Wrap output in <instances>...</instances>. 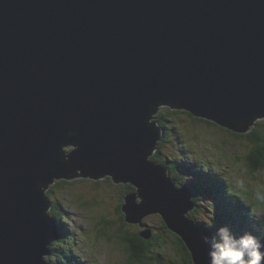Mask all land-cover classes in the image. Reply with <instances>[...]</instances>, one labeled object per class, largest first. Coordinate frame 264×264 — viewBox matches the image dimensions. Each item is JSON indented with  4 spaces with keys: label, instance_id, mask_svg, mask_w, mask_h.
<instances>
[{
    "label": "water",
    "instance_id": "95a60500",
    "mask_svg": "<svg viewBox=\"0 0 264 264\" xmlns=\"http://www.w3.org/2000/svg\"><path fill=\"white\" fill-rule=\"evenodd\" d=\"M161 105L236 133L264 117V0H0V264H52L45 192L74 177L131 185L124 221L159 214L208 264L192 189L149 158Z\"/></svg>",
    "mask_w": 264,
    "mask_h": 264
},
{
    "label": "rangeland",
    "instance_id": "374dc122",
    "mask_svg": "<svg viewBox=\"0 0 264 264\" xmlns=\"http://www.w3.org/2000/svg\"><path fill=\"white\" fill-rule=\"evenodd\" d=\"M177 110L171 113L168 106L161 105L152 118L162 116L163 126L168 133L160 142L158 158L172 162L174 174L180 177L178 185L190 182V178L197 179L193 190L196 195H201L194 198L196 208L188 211L187 215L214 225L219 209L213 205L208 193L212 188L206 186V182H213L224 193L232 195L233 192L234 198L238 197L243 204L240 210L246 211L250 223H254V217L260 225H264V170L253 168L246 158L253 144L220 126L194 120L185 110ZM254 128L264 134V117L256 118L248 132ZM71 148L69 146L65 150ZM128 186L127 183H114L108 177L98 180L74 177L68 180L57 179L51 183L45 193L54 212L66 218L65 224L59 222V228L65 227L68 232L55 243L54 252L46 256V260L58 262L64 256L73 254L69 257V260H76L72 261L73 264H179L184 253L177 246L179 244L174 237L177 234L164 228V220L158 214L143 218L152 232H160L164 237L163 241L150 247V263L130 259L126 248L132 236L127 234L125 241L119 236L122 232L141 236L142 228L138 223L123 220L121 206ZM218 207L221 210L220 204ZM233 233L239 235L238 232ZM263 233L255 231L254 235L262 236Z\"/></svg>",
    "mask_w": 264,
    "mask_h": 264
},
{
    "label": "trees",
    "instance_id": "16d2710c",
    "mask_svg": "<svg viewBox=\"0 0 264 264\" xmlns=\"http://www.w3.org/2000/svg\"><path fill=\"white\" fill-rule=\"evenodd\" d=\"M169 109H171V108L169 107ZM170 112L172 113L173 111L170 110ZM158 117L159 116L153 117V119H152L153 122L157 121ZM202 121H205V120H202ZM206 122H208V121H206ZM229 132H231L232 134H235L236 136L245 138V139H247L248 142L253 144L252 148L249 150L248 154L246 155V158L251 162V165L253 166V168H259L261 170H264V134L262 133V131H260L257 128H254L251 130V132H247V133H236V132H233L230 130H229ZM159 147H160V144H159ZM150 159L154 162L165 164L169 169L170 178L173 180H176V185L179 186L177 183L178 182L177 180H179V179H177V177L173 175L174 170L172 169V167L169 164H167L166 161L160 160L158 158V151H155L153 156ZM179 166L181 167L182 165L180 164ZM207 185L212 188L211 190H213L211 193H210L211 190H208L209 191L208 193L211 195L210 197H212L211 198L213 201L212 203L214 206H216L219 209L216 213V216H215V222L216 223L214 222V225H210L206 221L197 220L192 215H189V217L192 218L194 221L201 223L202 225H205L208 229L212 230L213 234H215L217 227H219L221 225H227L234 232H244L243 230L245 229V231H249V232L254 234V231H253L254 228H256L257 225H260V223L254 217H253L254 223L253 222L250 223V221L247 220L246 211L240 210V208H242V203L240 202L238 197L234 198L235 194H233V192H231L232 195H228L227 193H224L213 182H209V183L206 182V186ZM213 185H215V186H213ZM181 186H183V184ZM132 190H134V188L129 185L126 192L132 191ZM193 192H194V190H193ZM199 195H201V194L196 195V192H194L195 198H197ZM218 204H220L222 206L221 210L218 207ZM53 209H54V207L52 206L51 209L49 210V215H51L55 218L58 227H59V222L61 224H65L64 222H66V218H64L61 214L54 212ZM164 228L167 230L166 227H164ZM59 230H60L61 235H64L66 232H68V230L66 231L65 227L62 229L59 228ZM168 232H170V231H168ZM127 234L129 236H132V240L128 242L126 250H128V252L130 254V259H132V261L135 260L139 263H143L144 261L149 262L150 258H148V252L151 251L150 247H153L159 241L164 240L163 239L164 237L160 232H152V237H150L149 239H145V238L139 236V234L135 235L134 233H123L122 232L120 234L119 238L122 241H125V239L127 238ZM257 235L260 236L259 234H257ZM174 237H175V240L180 245V246L177 245L179 250L181 247V249L184 253V254H182L181 262L179 264H192L190 254H189L188 250L184 247L181 239L178 236H174ZM259 239H260L259 241L262 245L261 251H264V233L262 234V237ZM57 241H54L50 244L51 248ZM182 251H181V253H182ZM71 263H72V260H69L68 258H66L65 261H60V262L56 261L53 264H71Z\"/></svg>",
    "mask_w": 264,
    "mask_h": 264
},
{
    "label": "clouds",
    "instance_id": "9594fccd",
    "mask_svg": "<svg viewBox=\"0 0 264 264\" xmlns=\"http://www.w3.org/2000/svg\"><path fill=\"white\" fill-rule=\"evenodd\" d=\"M201 239L208 246V264H264L262 245L251 232L237 235L221 225L214 235L202 234Z\"/></svg>",
    "mask_w": 264,
    "mask_h": 264
},
{
    "label": "bare ground",
    "instance_id": "6f19581e",
    "mask_svg": "<svg viewBox=\"0 0 264 264\" xmlns=\"http://www.w3.org/2000/svg\"><path fill=\"white\" fill-rule=\"evenodd\" d=\"M176 187H180V186H177V185H176ZM242 206H243V204H242ZM190 211H191V209H189V212H190ZM187 218L190 220V222H193V223H195V224H197V225H199V226L204 227L205 229H207V230L211 233V235H214V234L212 233V231H211L210 229H208L206 226L202 225L201 223H198V222L194 221V220H193L192 218H190L189 216H187ZM64 223H65V222H64ZM165 225H166V223H165ZM166 228H167L168 231L172 232V231L167 227V225H166ZM177 235H178V234H177ZM187 250H188V249H187ZM188 252H189V250H188ZM189 254H190V258H191L192 264H195L194 261H193V258H192L191 253H189Z\"/></svg>",
    "mask_w": 264,
    "mask_h": 264
},
{
    "label": "flooded vegetation",
    "instance_id": "af4514ba",
    "mask_svg": "<svg viewBox=\"0 0 264 264\" xmlns=\"http://www.w3.org/2000/svg\"><path fill=\"white\" fill-rule=\"evenodd\" d=\"M187 114H188L191 118H194V120H205V119H201V118H198V117H194V116H192V115L189 114V113H187ZM205 121H208V122H210V123L216 125V123H214V122H212V121H210V120H205ZM166 130H167V128L164 127V133H163V136L168 135V133L166 132ZM119 209H120V208L118 207V210H119Z\"/></svg>",
    "mask_w": 264,
    "mask_h": 264
}]
</instances>
